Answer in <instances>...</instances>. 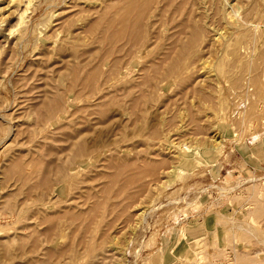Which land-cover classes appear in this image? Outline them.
<instances>
[{"label": "rangeland", "instance_id": "obj_1", "mask_svg": "<svg viewBox=\"0 0 264 264\" xmlns=\"http://www.w3.org/2000/svg\"><path fill=\"white\" fill-rule=\"evenodd\" d=\"M31 3L0 2V264H264V0Z\"/></svg>", "mask_w": 264, "mask_h": 264}, {"label": "bare ground", "instance_id": "obj_2", "mask_svg": "<svg viewBox=\"0 0 264 264\" xmlns=\"http://www.w3.org/2000/svg\"><path fill=\"white\" fill-rule=\"evenodd\" d=\"M2 1H4V0H2ZM1 0H0V2H2ZM31 1L32 0H6V5L7 6H9L10 8H7L6 6V10H8L7 11V13L6 14H8V17H10L11 19H14L15 20V23L14 24H16V25H19L20 23L21 24H23V22L25 23L26 21L24 20V18H25V13H29V12H27L28 11V8L31 6L30 4H33V3H31ZM139 1V0H138ZM144 1V0H143ZM127 2V1H126ZM125 2V3H126ZM146 2V1H145ZM144 2V3H145ZM128 4H126L124 7L125 8H122V9H124L123 11L124 12H122V15H121V20L123 21V22H125L126 21V16L128 15V13H130L131 11H132V8H131V3H129V2H127ZM133 3H134V1H133ZM137 3V2H136ZM144 3H142V2H140V4H141V6L144 4ZM139 4V5H140ZM5 5V4H4ZM3 5V6H4ZM34 5V4H33ZM134 5H136V4H134ZM4 7V8H5ZM123 7V6H122ZM134 7V6H133ZM143 7V6H142ZM3 7H2V9H4ZM34 8H35V6H33L32 7V9L31 10H34ZM139 8H140V6H139ZM143 9V8H142ZM29 10H30V8H29ZM131 10V11H130ZM118 11V10H117ZM4 14V13H3ZM5 14V15H6ZM27 15V14H26ZM2 16V14L0 15V17ZM2 18H4V15H3V17ZM26 19V18H25ZM1 21V20H0ZM3 21V20H2ZM6 21H7V19H6ZM4 22H5V19H4ZM8 22H10V21H8ZM13 22V21H12ZM2 25H3V23H1ZM8 27V26H7ZM11 27V26H10ZM17 27V26H16ZM15 26H13V28H16ZM19 28V26L17 27V29ZM0 29H3V28H0ZM8 31L9 32H13V29H8ZM7 31V32H8ZM15 33V32H14ZM17 33V32H16ZM2 33H0V35H1ZM3 34H6L5 32H3ZM8 34V33H7ZM10 34V33H9ZM12 34V33H11ZM7 36V35H6ZM14 36V35H13ZM6 38V37H5ZM18 38H23V33H20V35L18 36ZM7 39V38H6ZM18 40V39H17ZM20 40V39H19ZM52 44V43H51ZM48 46V45H47ZM50 46V45H49ZM49 102V101H48ZM47 102V104L45 103V105L47 106V112L46 113H49V114H51V113H53V112H50V111H48V109L49 110H51L50 108L53 106V105H50L49 103ZM54 105H55V103H54ZM55 107V106H54ZM46 110V109H45ZM52 110H54V109H52ZM55 115V114H54ZM55 117V116H54ZM51 118V117H50ZM54 139V138H53ZM57 140V139H56ZM65 141H66V139H64ZM63 144L62 143H59V146L61 147ZM65 145V144H64ZM67 145V144H66ZM55 146V145H54ZM62 147H64V146H62ZM68 149H69V147H67ZM57 149V148H56ZM183 149V148H182ZM199 149V148H198ZM64 150V149H63ZM63 150H61V151H63ZM186 150H187V148H186ZM196 152V151H195ZM200 154V153H199ZM198 154V155H199ZM198 155H196V156H198ZM201 155V154H200ZM42 156H44V155H42ZM193 156V155H192ZM40 157V156H39ZM185 157V156H184ZM187 157V156H186ZM190 157V156H189ZM193 157H195V156H193ZM188 159V158H187ZM191 159V158H190ZM39 160H43V159H40L39 158ZM198 160V159H197ZM199 161V160H198ZM58 164V163H57ZM198 164V163H197ZM35 166H37V165H35ZM184 166V165H183ZM194 166V165H193ZM39 167V166H38ZM36 168V167H35ZM57 168V167H56ZM55 168V170L54 171H57V169ZM59 168V167H58ZM251 191V190H250ZM252 193V192H251ZM262 193V192H261ZM258 197V196H257ZM260 198V197H259ZM252 208V207H251ZM250 208V209H251ZM264 208V200L263 201H261V202H259L257 205H256V208L255 209H252L251 210V212H253V214L254 215H257V214H259L260 212H261V210ZM246 229H248L246 226H244ZM248 227H250L251 228V226H248ZM255 228L254 227H252V230H254ZM248 230H251V229H248ZM251 230V231H252ZM256 230V229H255ZM257 231V230H256ZM256 231H252V233H255L256 235H257V233L259 232V231H261V229H259V231L258 232H256ZM246 232V231H245ZM249 232V231H248ZM247 233V232H246ZM246 233H245V235H246ZM250 233V232H249ZM261 234H264V231L262 232L261 231ZM260 234V235H261ZM244 235V236H245ZM248 236V235H247ZM250 237L251 236H255V235H249ZM248 236V237H249ZM264 237V235H262V238ZM257 239V238H256ZM260 239V238H259ZM257 241V240H256ZM259 241V240H258ZM261 241V240H260ZM263 242H264V240H262ZM198 249V248H197ZM227 253V252H226ZM174 262V261H173ZM246 263V262H245ZM259 263V262H258ZM249 264V263H248Z\"/></svg>", "mask_w": 264, "mask_h": 264}]
</instances>
